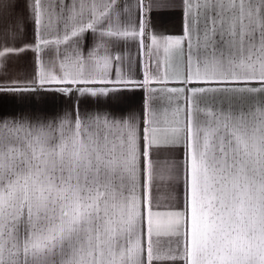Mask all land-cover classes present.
<instances>
[{
    "label": "snow or ice",
    "instance_id": "obj_1",
    "mask_svg": "<svg viewBox=\"0 0 264 264\" xmlns=\"http://www.w3.org/2000/svg\"><path fill=\"white\" fill-rule=\"evenodd\" d=\"M0 264H264V0H0Z\"/></svg>",
    "mask_w": 264,
    "mask_h": 264
},
{
    "label": "crops",
    "instance_id": "obj_2",
    "mask_svg": "<svg viewBox=\"0 0 264 264\" xmlns=\"http://www.w3.org/2000/svg\"><path fill=\"white\" fill-rule=\"evenodd\" d=\"M155 23L157 26V30L163 33H177L179 31V22L178 17L176 15L170 13H160L155 15ZM30 38L31 30L29 29L27 33ZM134 54V53H133ZM34 53L26 51L20 54L19 65L21 67L30 68Z\"/></svg>",
    "mask_w": 264,
    "mask_h": 264
}]
</instances>
